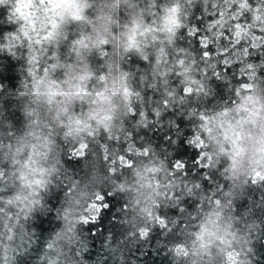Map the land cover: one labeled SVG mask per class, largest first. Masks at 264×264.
Here are the masks:
<instances>
[{
  "label": "trees",
  "instance_id": "obj_1",
  "mask_svg": "<svg viewBox=\"0 0 264 264\" xmlns=\"http://www.w3.org/2000/svg\"><path fill=\"white\" fill-rule=\"evenodd\" d=\"M74 2L82 19L64 11L57 17L55 38L40 45L23 36V21L9 23L8 8L0 6V264H229L227 252L239 253L240 264H264V180L253 183L244 160L233 166L231 145L224 143L221 152L200 119L228 110L235 123L248 119L254 105L257 122L244 124L243 132L258 136L254 126L260 128L264 116V46L252 48L247 37L232 46V25L251 24L252 12L233 3L225 19L237 11L242 15L217 37L219 25L211 31L208 25L219 19L225 0ZM247 3L264 11V0ZM173 5H179L184 26L171 43L168 33L155 31L138 37L139 52L125 51V36L134 24L141 31L159 29ZM201 37L210 41L206 48ZM181 59L203 92L184 96V76L177 75ZM85 75L93 97L105 85H117L115 96L108 93L112 119L108 131L93 120L91 135H65L68 127L61 122L67 125L68 116L87 120L95 105L43 94L48 92L44 85L36 94L35 85L44 78L51 91H68L66 81L75 84L74 77ZM121 81L131 93L128 98L118 87ZM246 98L252 101L245 105L249 111L240 110ZM29 133L52 141L47 159L40 161L48 174L38 196H29L20 179L30 151L26 145L36 143ZM178 160L185 167H174ZM149 168L157 169L147 173L159 184L156 192L137 184V173ZM113 192L107 201L100 199ZM25 196L23 203L17 200ZM106 202L109 208L100 211ZM202 225L231 247L212 236L198 240Z\"/></svg>",
  "mask_w": 264,
  "mask_h": 264
},
{
  "label": "clouds",
  "instance_id": "obj_2",
  "mask_svg": "<svg viewBox=\"0 0 264 264\" xmlns=\"http://www.w3.org/2000/svg\"><path fill=\"white\" fill-rule=\"evenodd\" d=\"M46 0H39V7L37 6V0H0V6H6L8 8V15L6 19L9 23H16L18 21H23L24 26L21 28L23 36L28 38L31 41L38 45L43 43H48L55 38L56 30L59 27L57 22V17L62 18L64 11H70L72 17L76 20L82 19L80 15L81 7L78 6L74 0H47L48 7H45ZM233 3H239V8L243 10H250L252 12V23L251 24H241L239 22L232 25L235 31L232 33V39L234 40V44L240 43L241 40L247 37L252 41V48H260L264 46V36L255 35L251 29L255 28L257 32H264V11L261 10L260 6H257L255 9H251L247 3V0H225V4L227 7L224 11H221L219 14V19L212 21L208 25V30L211 31L212 28H217V32L214 33L217 37L223 35V32L220 29H223L229 21H238V18L242 15V12L237 11L227 19H225L227 12L231 9ZM217 5L213 4V8H216ZM197 19H202V17H197ZM184 25L180 20V7L179 5H173L170 9L167 10V16L165 17L162 26L159 29L145 27L142 31L140 30V25L134 24V26L128 30V33L125 36L124 47L125 51L141 50V40L138 37H145L146 35L155 32H165L169 34V43H171L170 37L175 35V31L183 27ZM32 33L30 36L29 33ZM194 34V33H193ZM19 39V37H15ZM156 37L153 36V40ZM205 42L202 44V47H207L210 41L207 37H201ZM228 39V37H225ZM107 40H101L100 43H107ZM78 45L86 47L82 41L76 42ZM145 46H147L145 44ZM226 51V50H225ZM163 52V49H161ZM245 54H247L248 49H244ZM220 54H224L221 52ZM204 58H210V54L205 52L203 54ZM145 61L147 57H144ZM159 63V60L157 61ZM194 64L195 61L193 60ZM177 66L182 69L181 72H178L177 75L184 76V80L182 83L184 84V96L192 95L193 92L199 94L204 91L203 84L196 80L194 77L188 75L191 71V66L188 68L184 67V60L181 59L177 62ZM30 74L31 70H30ZM206 75V70L204 71ZM45 75H47V70H45ZM163 75V73H161ZM218 76L219 73H216ZM88 76H79L74 77L77 82L72 84L69 81H66L69 85L68 91H51L50 85H46L44 82V78H41L36 82V94L40 93V85H44L45 88L48 89V92L43 93L51 96L60 95L64 97H76L79 99H85L86 102H90L92 105H95L93 111L87 114V120L80 119L78 117L68 116L67 125L64 122H61V126H67L68 132L65 135H72L73 132H81L88 131L89 135L94 131L92 124L90 121H96V124L99 126H103L105 131H108L107 122L112 119L111 112V96H115L117 94V85L113 83V87L110 89L107 85L100 92H97L95 96H92V93L87 91V86L85 81L88 79ZM100 80L103 82L105 80L104 76L100 77ZM54 83V82H53ZM59 87V86H57ZM119 89L122 91V94L128 98L131 93L124 85L123 81L119 84ZM111 92V96L108 93ZM174 93H169L171 97ZM87 98H91L87 100ZM252 103L251 98L245 99V104L241 105V109L243 111H249L245 105ZM165 107H168V102H164ZM65 115H68L67 109L64 108L61 110ZM131 111V109H130ZM134 114V113H133ZM257 117V110L253 105V108L250 112V117L245 120H237L233 123V117L231 116L230 111L225 110L224 112L218 113L213 117H205L203 114L200 119L204 120V125L202 126L203 131L208 135L209 139L217 144L221 145V152H224L225 149L222 147L224 143H229L231 145L232 154L230 159L232 160L233 166L238 165L241 160L247 164L251 176L253 178V183H256L257 180H264V116L260 117L261 126H260V135L252 136L245 135L243 132V125L247 123L255 124ZM36 140V143L26 145L30 151L27 160L22 165V168L25 171L21 172L20 179L23 181L25 187L29 189V196H38L39 191L43 190L47 181L45 179L48 174V170L40 166L41 160L47 159L48 151H50V144L52 141L48 139L47 136L41 137L40 134L29 133ZM170 137H165V139H169ZM203 145V141H201V146ZM243 145V146H241ZM199 147V146H198ZM23 147L17 150V153H22ZM144 154L147 155V149H145ZM203 158V154L201 157H197L194 161L195 163H199L200 159ZM211 157H209V160ZM19 163V161H16ZM176 168H183L185 164L181 161H177ZM202 167H207V165H202ZM157 169L149 168L144 170L143 173H137V184L140 188L143 189H152V192H156V189L159 188L158 182L154 179L149 180L147 173L155 172ZM186 174V173H185ZM3 174L0 173V176ZM123 187V186H122ZM138 190V189H137ZM159 195L160 193H156ZM113 193H109L107 196L101 195L100 199L107 201L108 197H112ZM151 198V194L149 197ZM171 198V196L169 197ZM28 197L25 196L23 199L21 197H17V200H27ZM8 203H12L9 201ZM30 203H39V201H30ZM219 205V201L216 202ZM109 208L108 202L100 205V211L106 210ZM2 211V210H0ZM145 211H147L145 209ZM149 215L151 213L149 212ZM219 214H217L218 217ZM162 219V218H161ZM208 225H215V221L212 219L208 220ZM144 234L147 235V230H144ZM212 236L215 239H218L221 244H225L228 247H231V242L226 240L223 236H216V233L210 231L209 228L205 226H201V232L197 235V239L203 241L204 236ZM203 246V244H202ZM227 260L229 264H240L239 262V253L236 252H227Z\"/></svg>",
  "mask_w": 264,
  "mask_h": 264
},
{
  "label": "rangeland",
  "instance_id": "obj_3",
  "mask_svg": "<svg viewBox=\"0 0 264 264\" xmlns=\"http://www.w3.org/2000/svg\"><path fill=\"white\" fill-rule=\"evenodd\" d=\"M256 122H257V120H256ZM259 123H260V120H258V125H257V126H259ZM254 128H255L254 130L257 129V130L255 131V133H257V135L259 136V135H260V128H258V127H256V126H254Z\"/></svg>",
  "mask_w": 264,
  "mask_h": 264
}]
</instances>
